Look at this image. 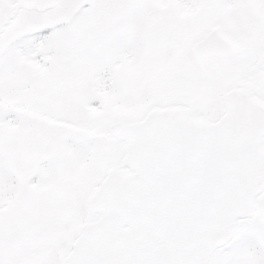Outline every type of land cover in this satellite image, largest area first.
<instances>
[{"label":"rangeland","instance_id":"374dc122","mask_svg":"<svg viewBox=\"0 0 264 264\" xmlns=\"http://www.w3.org/2000/svg\"><path fill=\"white\" fill-rule=\"evenodd\" d=\"M97 2L100 8L81 25L72 54L49 58L50 68L19 57L39 74L37 83L26 78V69L0 72V102L29 107L36 121L24 128L0 122V133L20 136L0 151V210L9 206L1 212L9 217L7 231L28 242L11 255L0 252V264H66L86 225L100 219L94 193L125 157L127 145L117 139L116 127L138 121L156 102L149 80L176 65L191 67V45L216 27L251 48L264 31V0ZM157 29H169L173 38L162 50L151 45L150 33L156 41ZM177 29L187 32L184 40ZM117 40L127 46L104 61L105 49ZM41 199L57 212L45 233ZM249 236L264 242V193L257 215L239 222V233L228 245ZM220 249L211 264H255L254 250L245 247L222 258Z\"/></svg>","mask_w":264,"mask_h":264},{"label":"water","instance_id":"95a60500","mask_svg":"<svg viewBox=\"0 0 264 264\" xmlns=\"http://www.w3.org/2000/svg\"><path fill=\"white\" fill-rule=\"evenodd\" d=\"M216 28L194 47L203 58ZM217 122L157 108L120 126L131 145L94 193L100 219L86 226L68 264H210L253 217L264 193V104L252 92L226 97ZM17 238H15L16 240Z\"/></svg>","mask_w":264,"mask_h":264},{"label":"flooded vegetation","instance_id":"af4514ba","mask_svg":"<svg viewBox=\"0 0 264 264\" xmlns=\"http://www.w3.org/2000/svg\"><path fill=\"white\" fill-rule=\"evenodd\" d=\"M214 30L200 37L191 45V55L194 60L191 67L176 65L167 72L157 74L149 80L156 102L144 117L138 121L135 119L134 122L143 121L157 108H182L201 115L212 123H217L227 113V95L235 90H241L244 93L252 92L264 103V31L259 35V41L251 48L245 47L240 40L225 29L236 42L219 34L214 41L213 49L206 50L203 54L208 56L196 58L193 53L194 46L204 41ZM169 31V29H157L154 42L152 33H150L152 47L155 49L168 47L170 40L173 39L169 38ZM177 32H179V39L184 40L187 37L185 29H177ZM262 141L264 143V137ZM18 161L19 158H17ZM37 204L46 221V226L42 227L41 233L49 232L50 227L52 228L54 225L51 223L55 221L57 212L50 211L48 199ZM8 208L9 206L2 208L0 213ZM8 222L9 217L1 213L0 252L11 255L28 242L26 236L7 231ZM15 238L17 239L15 240Z\"/></svg>","mask_w":264,"mask_h":264},{"label":"snow or ice","instance_id":"6c2138e0","mask_svg":"<svg viewBox=\"0 0 264 264\" xmlns=\"http://www.w3.org/2000/svg\"><path fill=\"white\" fill-rule=\"evenodd\" d=\"M99 8L97 0H0V72L26 69V78L37 83L39 74L21 64L19 57L50 68L49 58L55 60L75 51L81 25ZM126 46V41H115L105 49L103 60H111ZM0 122L21 128L36 123L32 109L9 102H0ZM19 139V134L0 133V151ZM245 247L257 253L255 264H264V242L250 236L222 247V258Z\"/></svg>","mask_w":264,"mask_h":264},{"label":"bare ground","instance_id":"6f19581e","mask_svg":"<svg viewBox=\"0 0 264 264\" xmlns=\"http://www.w3.org/2000/svg\"><path fill=\"white\" fill-rule=\"evenodd\" d=\"M126 144L129 145L128 143H126ZM130 146H131V145H130ZM130 146H129V147H130ZM15 157L18 158V154H16Z\"/></svg>","mask_w":264,"mask_h":264}]
</instances>
